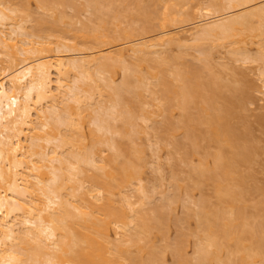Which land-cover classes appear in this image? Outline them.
I'll return each mask as SVG.
<instances>
[{"label": "bare ground", "instance_id": "1", "mask_svg": "<svg viewBox=\"0 0 264 264\" xmlns=\"http://www.w3.org/2000/svg\"><path fill=\"white\" fill-rule=\"evenodd\" d=\"M252 90L264 0H0V264H264Z\"/></svg>", "mask_w": 264, "mask_h": 264}, {"label": "rangeland", "instance_id": "2", "mask_svg": "<svg viewBox=\"0 0 264 264\" xmlns=\"http://www.w3.org/2000/svg\"><path fill=\"white\" fill-rule=\"evenodd\" d=\"M111 47H114V46H111ZM95 49H97V48H95ZM190 49V48H189ZM188 49V50H189ZM176 50V49H175ZM174 50V52L175 53H178L179 52V50L177 49L176 51ZM187 50V51H188ZM178 51V52H177ZM191 52H193V51H190V54H193V53H191ZM196 52V51H195ZM196 54V53H195ZM229 56V55H228ZM189 57V56H188ZM192 57V56H191ZM227 58V57H226ZM227 59H230L231 60V58L229 57V58H227ZM230 60L229 61H227V62H230ZM226 61V60H225ZM231 61H233V60H231ZM235 62V61H234ZM229 64V63H228ZM247 64H249V63H246V65ZM240 67H239V66ZM244 65H245V63L244 62H242V61H236V65L235 64H233V66L235 67H233L232 66V63H231V65H229V70H231L230 68H233V69H236V66H238V70L237 71H241V72H243V74H244V71H245V73L247 74V77L246 78H241L242 80H246V81H248L249 79L250 80H255L256 79V71H254L255 70V67H254V64H251V65H253V66H250V64L249 65H247V66H250V67H244ZM251 67H253L254 69H251ZM227 71V70H226ZM233 71V70H232ZM236 71V70H235ZM235 71H234V73L233 74H235V75H237L236 73H235ZM224 73H225V71H224ZM228 73V72H227ZM240 73V72H239ZM230 74L231 73H229V74H227L229 77H232V75L230 76ZM235 75H233V76H235ZM241 75H242V73H241ZM241 75H237L238 76V78H239V76L241 77ZM245 77V76H244ZM234 78V77H233ZM235 78H236V76H235ZM237 78V79H238ZM249 82V81H248ZM255 83H256V81H254ZM253 81H252V83H254ZM249 83H251V82H249ZM251 83V84H252ZM254 83V85H253V87L254 88H257L258 87V84H259V82H258V80H257V84H255ZM228 91V90H227ZM256 91V92H255ZM229 92V91H228ZM226 93V92H225ZM252 94L254 95V101L252 102V103H250L249 104V108H248V105H247V109H248V111H247V109H246V112L248 113V114H243L242 115V113H241V111L242 110H244V108L242 109V107H241V109H236L235 107H234V109H236V110H234V111H237L238 112V114L239 115H241V116H246L247 115V117H245V118H247L246 120H244L245 118H242L244 121H246V122H248V123H246V124H249V128H253V129H255V130H253L252 128V130L253 131H255V132H253L254 134H256V135H254V136H256V139L257 140H259V142L261 143V145L257 142L256 143V141H255V143L256 144H258L259 145V148H263L264 149V129H262L261 130V125H260V117H264V98L262 99V98H260V97H258V96H261V97H263L262 95H261V93H259L257 90H252ZM260 98V99H258V98ZM236 105H237V107H239L238 106V104L236 103ZM251 105V106H250ZM240 110V111H239ZM237 113H235V116H237V117H234L235 119H237L239 116L238 115H236ZM241 116H240V119H241ZM234 118H233V120H234ZM240 119H238V120H240ZM237 120V121H238ZM237 121H234L233 123L234 124H236V122ZM264 122V121H263ZM240 123H241V121H240ZM241 124H244L243 122L241 123ZM239 125V124H238ZM237 124H236V126L237 127H241L240 125L238 126ZM245 125V124H244ZM244 127V126H243ZM246 127H248V125H246ZM264 127V126H263ZM239 129V128H238ZM241 129H244V128H240V130ZM241 131H243V130H241ZM257 137H259V138H257ZM255 138V137H254ZM255 140V139H254ZM254 142V141H253ZM254 143V144H255ZM257 146V145H256ZM255 146V147H256ZM262 148H261V152H260V150L258 149V147H256V152L259 150V152H257L258 154L259 153H261V154H259L260 156H258V160H254V161H257L256 162V164L254 165V167L252 166V170L254 171V172H256V176L255 177H257V179H258V183H260L263 187H264V151L262 150ZM263 151V152H262ZM257 153H256V155H257ZM254 163V162H253ZM252 165V164H251ZM250 166V165H249ZM247 168H249L248 166H246ZM251 167V166H250ZM263 168V169H262ZM250 170V169H249ZM263 170V171H262ZM253 172V173H254ZM256 183V182H255Z\"/></svg>", "mask_w": 264, "mask_h": 264}]
</instances>
